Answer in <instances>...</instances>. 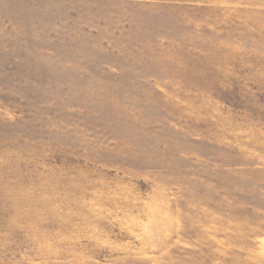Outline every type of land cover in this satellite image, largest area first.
<instances>
[{"label":"rangeland","instance_id":"1","mask_svg":"<svg viewBox=\"0 0 264 264\" xmlns=\"http://www.w3.org/2000/svg\"><path fill=\"white\" fill-rule=\"evenodd\" d=\"M0 264H264V0H0Z\"/></svg>","mask_w":264,"mask_h":264}]
</instances>
